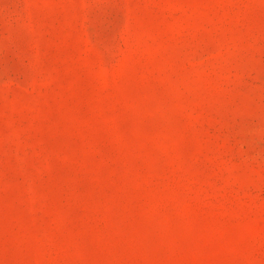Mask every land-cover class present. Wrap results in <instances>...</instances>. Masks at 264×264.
<instances>
[{
	"label": "rangeland",
	"instance_id": "rangeland-1",
	"mask_svg": "<svg viewBox=\"0 0 264 264\" xmlns=\"http://www.w3.org/2000/svg\"><path fill=\"white\" fill-rule=\"evenodd\" d=\"M0 264H264V0H0Z\"/></svg>",
	"mask_w": 264,
	"mask_h": 264
}]
</instances>
